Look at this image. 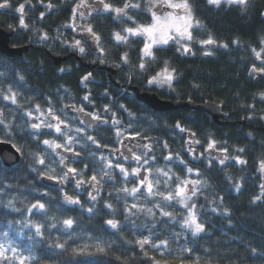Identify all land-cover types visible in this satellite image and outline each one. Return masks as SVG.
Listing matches in <instances>:
<instances>
[{
	"label": "snow or ice",
	"instance_id": "snow-or-ice-1",
	"mask_svg": "<svg viewBox=\"0 0 264 264\" xmlns=\"http://www.w3.org/2000/svg\"><path fill=\"white\" fill-rule=\"evenodd\" d=\"M38 3L46 10L39 14V20L44 21L46 12L51 14L56 6L53 0H47V3L45 0H38ZM206 6L217 10L223 6L229 9L235 8L241 15H247L250 10H256L260 15H264V6H257L255 0H206ZM9 7V0L0 2V9ZM16 12L20 14L19 26L27 29L29 26L24 19L25 4H20ZM102 16L123 25L119 30L111 33L114 47L129 49L134 44H142V47L138 49L135 64L128 50L121 51L118 60H108L102 36L91 22ZM203 27L201 20L195 15L191 0H120L119 4H114L112 0H76L71 8L70 22L60 26L74 35L69 40L58 28L54 41H59L63 49L76 52L82 57L87 55L85 47L87 45L88 50L96 55L92 63L98 61L101 65L107 64L117 69H130L127 79L129 85L144 82L138 77L133 78L135 72L144 76L149 88L167 87L171 92L175 91L174 86L179 73L166 57L159 56L161 52L175 50L181 55L194 56L196 54L194 45H199L203 50V55L211 56L214 48H229V44L218 42L211 33L207 38L196 35ZM36 31L40 32L39 38L42 43L49 40L50 37L46 31L42 29ZM231 43L237 47L242 46L239 38L233 39ZM251 52L259 64L251 65L249 76L254 79H264V35L259 37L258 47H251ZM156 64H160V67L152 73L150 70ZM0 69H3L0 70V145L11 144V148L15 149L16 153L23 155L24 146L18 145L15 136L18 129L26 130L29 138L37 142V146L41 144L44 146L41 151L46 153L50 160V163L46 164L45 157L38 152L29 153L35 163L42 166L39 169L32 167L31 171L37 173L38 178L52 181L60 186L56 190L62 193L63 204L86 211L89 218L100 214L102 210L103 216L107 217L103 220L106 226L104 230H110V234L120 238L122 244L127 245L128 248L126 252L114 255L111 251L112 243L101 237H96L91 244L70 248L67 238L72 236L70 230L73 229L75 221L72 217L60 219L49 214L46 202L50 205L51 200L47 199V192L40 193L34 202H29L24 206L23 212L27 213L24 219L13 221L21 223L24 228L30 230L31 234L27 235L29 241L35 243V238H39V242L47 243L51 252L59 255L69 251V248L73 256L114 255L119 264H212L211 252L208 249H205L208 255L202 257L195 255L193 248L187 243L172 247V243L179 241L185 233H190L194 238L206 233L205 223L200 220L197 212V200L200 196L206 198L202 189L208 188L209 183L207 179L201 178L202 173L199 167L191 165L198 159L202 161L206 152L209 154V168L213 160L217 161L220 166H246L248 161L240 155L245 152V148H235L234 151L237 154L230 156L227 148L218 149L216 140L210 137L204 152L199 155L191 145L199 144L200 141L192 139L185 141L188 147L184 154L173 152L167 140L153 137L148 134L147 130H137L140 115L137 111L126 107L125 104H116L115 101L109 99L100 112H86L87 105L95 107L91 92H86L80 98L78 107L77 102L71 99L68 89H63L65 96L69 97L67 102L64 96L58 98L49 96L37 102L33 96L21 94L19 86L25 81L22 72L16 71L14 66L3 62H0ZM66 71L71 70L59 68L60 73ZM9 76L13 79L9 80ZM86 82H94L92 71H87L80 78L79 83L84 89L88 87ZM57 91L59 92L60 89ZM103 95L108 98L109 92L105 91ZM257 98L264 103V91L258 93ZM54 101L59 102L62 107L57 109ZM246 107L252 111V115L246 116V119L264 120V110L258 114L254 103ZM71 112L76 113L77 117H90L86 128L73 129L71 127ZM17 114L22 119V123L17 120ZM125 116L126 120L122 119ZM80 123L85 122L80 120ZM147 123L149 128L156 129L157 120L153 119ZM100 125H106L103 131L110 134L103 144L96 135L88 131L89 129L100 131ZM174 128L180 133L187 132L190 137L196 135L179 121L174 124ZM130 129L132 131H129ZM72 132L75 135H70ZM45 136L52 138L41 139ZM76 144L81 148L94 146L96 150L107 149L112 158L110 159L101 151L98 160L103 167L99 171L91 169V175L86 179L85 174L90 171L89 162L81 157V152L74 146ZM216 151H219L220 155L212 156V153ZM11 155L12 153L9 152V158ZM90 155L97 156V152H90ZM185 157H190V159ZM160 159L164 161L163 166H159ZM130 161L134 164L129 163ZM229 161H234V164L229 165ZM52 163L59 166V173L56 167L51 166ZM73 163H80L83 168L72 167ZM256 164V170L260 173L262 182L259 184L260 194L253 197L251 201L253 204L264 203V155L257 159ZM193 176L197 178L193 179ZM117 177L120 181L119 186L116 184ZM226 179L229 182L232 181L231 176ZM109 181L114 191L107 192V198H104L101 196V191L104 184ZM70 182L77 190L73 194H69L65 188V185ZM242 187L240 182L232 184L236 193H241ZM11 188V184H4L0 181V214L6 216L9 213H22L23 215L22 209L18 207L17 198L10 196L7 191ZM82 188L87 191L89 204L87 208L77 195L78 190ZM5 196H8L6 200ZM218 199L223 202L224 197L221 196ZM43 200L46 202H42ZM19 203L22 204L23 201ZM97 204L101 205V209H97ZM211 211L215 213L217 208L213 207ZM221 214L230 216V211L224 208ZM37 215L48 217L50 223L44 224L30 218ZM118 216L123 219H119ZM141 217L148 222L142 225L137 224V220ZM13 222L9 223V227ZM174 224H179L183 232H172L169 236L160 234L158 225ZM126 229L133 239H123L122 234ZM52 230L67 238L62 240L61 235H58L55 240H52ZM22 234V232L17 233V235ZM57 250H59L58 253ZM48 258L55 259V255H50ZM36 260L37 257L33 255L31 245H26L21 249L20 246H14V240L9 232L0 233V264H33Z\"/></svg>",
	"mask_w": 264,
	"mask_h": 264
},
{
	"label": "trees",
	"instance_id": "trees-1",
	"mask_svg": "<svg viewBox=\"0 0 264 264\" xmlns=\"http://www.w3.org/2000/svg\"><path fill=\"white\" fill-rule=\"evenodd\" d=\"M9 2V8L0 9V27L13 28L15 34L11 38V46H29V52L21 57L13 58L0 54V62L14 66L16 71L22 72L25 76V81L19 86L22 95L33 96L37 102H41L42 98L49 96L57 98L64 96L65 102H67L69 97L65 96L63 89H68L71 99L77 102L79 107L80 98L90 91L95 107L87 105L85 108H92V111L95 112H100L102 106L109 99L117 101L116 104H125L126 107L139 113L137 130H147L149 135L167 140L170 149L181 154H184L185 151V141L199 140L200 146L205 149L210 137L216 140L218 149L227 148L230 156L237 154L234 151L235 148H245V152L240 155L248 161L246 166H220L215 161L209 168L206 155L201 163L191 165L193 167L200 166L201 178L207 179L209 183L208 188L202 189L206 198L200 196L197 200V212L200 220L205 223L206 233L195 238L190 233H185L179 241L172 243V247L187 243L189 247L193 248L195 255L202 257L208 255L205 252V249H208L211 252L212 264H264V203L253 204L251 202L253 197L260 194L259 184L262 182L260 173L256 170V162L259 157L264 155V120L245 118L252 115V111L246 107L249 104L256 105L258 114L264 110V103L257 98V94L264 91V79H254L249 76L251 65L259 64L251 52V47H258L259 37L264 35V15H260L256 10H250L247 15H241L235 8L229 9L223 6L217 10L206 6V0H191L195 8V15L204 26L196 35L207 38L211 33L218 42L229 44V48H214L211 56L203 55V50L199 45H194L196 52L194 56L181 55L175 50L161 52L159 56L166 57L171 66L179 73L174 86L175 91L168 95L162 89L149 88L144 76L139 73L134 72L133 78L138 77L144 82L129 85L127 79L130 69L128 68L117 69L109 67L107 64L101 65L98 61L92 63L96 59V55L90 52L87 46H85L87 55L82 57L76 52L63 49L59 41H54V37L57 35L56 30L61 25L70 22L71 8L76 0H53L56 8L51 14L46 12L44 21L39 20V14L46 10L38 3V0H9ZM112 2L119 4L120 0H112ZM20 4L27 5V11L24 12L25 23L29 26L27 29H22L19 26L20 14L16 12V8ZM255 4L264 6V0H255ZM91 22L102 36L109 61L118 60L120 52L128 50L132 62L135 64L138 49L142 47V44H134L129 49H123L114 47V41L111 39L112 31L119 30L123 25L114 23L103 16ZM37 29L48 33L50 38L46 43L40 41V32L36 31ZM60 30L61 32L65 31L63 34L65 38L69 40L72 38L71 31L63 28ZM236 38L240 39L241 47L231 43ZM208 47L212 48V46ZM54 57L69 58L58 66L54 62ZM61 67H66L71 71L60 73L59 68ZM159 67L160 64L153 65L150 71L154 73ZM87 71L93 72L94 79V82H86L90 86L88 90L79 83L80 78ZM8 79L12 80L13 77L9 76ZM60 85L63 87L60 88ZM57 89L60 91L58 92ZM105 91L109 92L108 98L103 95ZM139 93L156 94L162 100L167 101H193L200 105L212 101L221 106L225 118L220 121L221 123H215L210 115L190 109L156 113L137 99ZM54 103L57 109L61 108L62 105L59 102L54 101ZM123 119L126 120V116ZM153 119L157 120L155 130L149 128L147 123ZM17 120L23 122L18 114ZM177 121L196 135L190 137L187 132L180 133L174 128ZM73 124L82 128L79 121H73ZM99 127L100 131L94 130L91 133L96 135L103 144L108 140L110 134L103 131L107 127L106 125ZM130 131L132 130L130 129ZM15 141L18 145L24 146V154L19 164L12 168L5 167L0 160V181L12 185V188L7 191L10 196L17 198L18 207L22 209V212L26 204L34 202L40 193L47 192V199L51 200V204L49 205L46 200L42 202H46L49 214L60 219L72 217L75 221L73 229L70 230L71 238L52 230V240L61 235L62 240L68 239L70 248H76L91 244L96 237H101L112 243L111 251L114 255L127 251L128 246L123 245L120 238L111 235L110 230H104L106 226L103 224V220L107 217L103 216L102 210L100 214L89 218L86 211L63 204L62 193L56 190L58 188L46 187L37 177V173L31 171L32 167L38 169L42 167L35 163L29 154L38 152L43 156L44 152L41 149L44 146L42 144L37 146V142L29 138L28 132L20 129L17 130ZM79 148L85 158H90V152H97V156H94L89 163V172L93 168L97 171L100 170L97 157L101 151L110 159L112 158L111 155H108L107 149L96 150L94 146L81 148L80 145ZM185 158L190 159V157ZM163 164L164 161L160 159L159 166H163ZM228 164H234V161H229ZM77 168L81 169L83 165L78 164ZM89 172L85 175H91ZM228 176L232 177L231 182L226 179ZM235 182L242 183L241 193H236L232 188V184ZM119 183V177H117V186ZM110 191H114L111 182L104 185L101 196L107 198L106 193ZM67 192L73 194L76 191L69 188ZM77 195L84 207L87 208L89 206L88 195L79 193ZM221 196L224 197L223 202L218 199ZM7 198L8 196L4 197L5 200ZM19 201H23V203L21 204ZM213 201L217 202L212 203ZM213 207L217 208V212L211 211ZM224 208L229 209L230 216L221 214ZM97 209H101L100 204H97ZM2 211L6 212L7 210ZM26 216V212H23V215L22 213H9L6 216L0 214V233L9 232L10 237L14 240V246H20L21 249L26 245H31L33 255L37 257L33 264H119L114 255L73 256L70 248L63 255L52 253L47 247V243L39 242V238H35V243L29 241L27 235L31 234L30 230L24 228L21 223L13 222L22 220ZM177 216L179 218V213ZM30 218L40 223H50L48 217L37 215ZM118 218L123 219L119 216ZM10 222H13L11 227H9ZM147 222L143 217L137 220V224L140 225ZM158 227L162 236H169L172 232H183L179 224L158 225ZM21 232L22 235H17ZM122 236L123 239H133V236L127 233V229ZM58 252L59 250H57ZM50 255H55V259H49Z\"/></svg>",
	"mask_w": 264,
	"mask_h": 264
},
{
	"label": "water",
	"instance_id": "water-1",
	"mask_svg": "<svg viewBox=\"0 0 264 264\" xmlns=\"http://www.w3.org/2000/svg\"><path fill=\"white\" fill-rule=\"evenodd\" d=\"M15 30L13 28H1L0 27V54L5 57L13 58L15 56L21 57L25 53L29 52V46L25 47H12L11 38L13 37ZM69 57H54V62L56 65H60L63 61L67 60ZM115 72V71H114ZM137 99L149 106L154 112L161 113L167 111H174L178 109H190L201 111L212 117L215 123H221L220 121L225 118L222 112L221 106L217 105L212 101H208L205 104H196L193 101H167L162 100L158 95L152 93H139ZM80 120H83L85 125L90 119L88 116H80ZM9 152L12 153L11 158H9ZM0 160L3 165L7 168H12L16 166L21 160V154L16 153L15 149L11 148V144L0 145ZM46 186L57 187L52 181L46 179L41 180Z\"/></svg>",
	"mask_w": 264,
	"mask_h": 264
},
{
	"label": "flooded vegetation",
	"instance_id": "flooded-vegetation-1",
	"mask_svg": "<svg viewBox=\"0 0 264 264\" xmlns=\"http://www.w3.org/2000/svg\"><path fill=\"white\" fill-rule=\"evenodd\" d=\"M64 68V67H63ZM65 69H67L66 67H65ZM60 88H62L63 86L62 85H60L59 86ZM90 86L88 85V87L86 88L87 90H88V88H89ZM125 93V92H124ZM123 93V94H124ZM62 107V106H61ZM88 109H90V108H85V111L87 112V111H92V108L90 109V110H88ZM70 116L72 117V119H71V127L74 129V128H76V126L73 124V121H79L80 122V118L79 117H77V114L76 113H74V112H71L70 113ZM123 119V118H122ZM82 125V128H86V125L83 123V124H81ZM101 126V125H100ZM89 132H92V131H94V130H92V129H89L88 130ZM70 135H75V133L74 132H72V133H70ZM43 138H49V139H51L52 137L51 136H45V137H43ZM42 138V139H43ZM126 143H130L129 141H126ZM75 147H76V149L77 150H79L80 151V148H79V145L78 144H76V145H74ZM196 148L198 147V150H197V152L198 153H200V152H202L204 149L200 146V144L199 145H197L196 144V146H195ZM49 151H51L50 149H49ZM59 151V150H58ZM81 152V151H80ZM216 154H218V155H220V152H218V151H216L215 152ZM65 155H69V154H67V153H65ZM108 155H111L109 152H108ZM206 155V154H205ZM208 155V154H207ZM44 157H45V161H46V164L47 163H50V160H49V157L46 155V153H44V155H43ZM81 157L86 161V162H89L90 163V161H91V159L92 158H94V156H90V158H85L82 154H81ZM209 157V156H208ZM72 159H77V158H75V157H71ZM98 158V157H97ZM110 158V157H109ZM53 159H55V158H53ZM208 161V160H207ZM78 164H80V163H73V164H71V166L72 167H76L77 168V166H78ZM51 166L52 167H56V170H57V173H59L60 172V168H59V166L57 165V164H55V163H52L51 164ZM195 167H199L200 168V166H195ZM89 173H91V172H89ZM86 176V175H85ZM87 177L88 176H86V179H87ZM110 182V181H109ZM108 182V183H109ZM108 183H106V184H104V185H107ZM60 186L58 185L56 188H59ZM65 188H66V190L67 189H69V188H71L72 190H75L74 189V186H73V183H68L67 185H65ZM75 191H77V190H75ZM78 193L79 194H87V191L85 190V189H81V190H78Z\"/></svg>",
	"mask_w": 264,
	"mask_h": 264
},
{
	"label": "rangeland",
	"instance_id": "rangeland-1",
	"mask_svg": "<svg viewBox=\"0 0 264 264\" xmlns=\"http://www.w3.org/2000/svg\"><path fill=\"white\" fill-rule=\"evenodd\" d=\"M55 8H56V7H55ZM55 8H54V9H55ZM25 11H27V5H25ZM24 17H25V16H24ZM71 35L73 36L74 33L71 34ZM64 68H65V67H64ZM88 85H89V84H88ZM162 90H163L165 93H167L168 95H169V94H172V93L174 92V91H171V92H170V91L167 89V87L163 88ZM118 115H119V113H118ZM129 131H130V130H129ZM185 144H186V143H185ZM197 145H199V144H197ZM195 146H196L195 143H193V144L191 145V147L194 148V149L196 150L197 155H199L201 152L198 153V152H197L198 147L196 148ZM187 147H188V145L186 144V146L184 147V149H186ZM184 152H185V151H184ZM202 152H204V150H203ZM205 154H206L207 157L209 156L208 153L205 152L204 155H205ZM207 154H208V155H207ZM212 156H219V155L216 154L215 152H213V153H212ZM97 159H98V158H97ZM98 161H99V160H98ZM207 162H208V161H207ZM213 162H215V160H213ZM99 163H100V169H101V168L103 167V165H102V167H101V164H102V163H101L100 161H99ZM129 163L134 164V162H131V161H130ZM195 163H201V160L198 159ZM126 166H127V165H126ZM192 178H193V179H196L197 177L193 176ZM110 182H111V181H110ZM130 186H131V185H130ZM102 193H103V190L101 191V194H102Z\"/></svg>",
	"mask_w": 264,
	"mask_h": 264
},
{
	"label": "bare ground",
	"instance_id": "bare-ground-1",
	"mask_svg": "<svg viewBox=\"0 0 264 264\" xmlns=\"http://www.w3.org/2000/svg\"><path fill=\"white\" fill-rule=\"evenodd\" d=\"M21 158H22V155H21ZM21 161V160H20ZM19 164V163H18ZM15 167V166H14Z\"/></svg>",
	"mask_w": 264,
	"mask_h": 264
}]
</instances>
